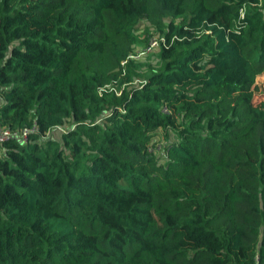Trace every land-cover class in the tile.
<instances>
[{
    "label": "trees",
    "instance_id": "16d2710c",
    "mask_svg": "<svg viewBox=\"0 0 264 264\" xmlns=\"http://www.w3.org/2000/svg\"><path fill=\"white\" fill-rule=\"evenodd\" d=\"M263 72L264 0H0V264H264Z\"/></svg>",
    "mask_w": 264,
    "mask_h": 264
},
{
    "label": "built area",
    "instance_id": "2783aa9c",
    "mask_svg": "<svg viewBox=\"0 0 264 264\" xmlns=\"http://www.w3.org/2000/svg\"><path fill=\"white\" fill-rule=\"evenodd\" d=\"M161 41L165 42V38L163 36L161 38L157 36H153L151 38L149 46L145 50H140V51H137L136 54H131L130 58L131 57H136V58L142 57L144 54L158 47ZM126 62H127V59L124 60L122 63L125 64ZM34 131H38V127L36 125L34 127H24L20 134L16 131H12L8 128H3L0 126V142L10 139L12 137H20L22 141L26 143L29 141V138H30L29 135L32 134V132Z\"/></svg>",
    "mask_w": 264,
    "mask_h": 264
},
{
    "label": "rangeland",
    "instance_id": "374dc122",
    "mask_svg": "<svg viewBox=\"0 0 264 264\" xmlns=\"http://www.w3.org/2000/svg\"><path fill=\"white\" fill-rule=\"evenodd\" d=\"M142 28L143 27H141V30ZM257 84L260 86V92H257L254 97V104L256 105L264 101V72L257 78Z\"/></svg>",
    "mask_w": 264,
    "mask_h": 264
},
{
    "label": "bare ground",
    "instance_id": "6f19581e",
    "mask_svg": "<svg viewBox=\"0 0 264 264\" xmlns=\"http://www.w3.org/2000/svg\"><path fill=\"white\" fill-rule=\"evenodd\" d=\"M155 80H157V79H155Z\"/></svg>",
    "mask_w": 264,
    "mask_h": 264
}]
</instances>
